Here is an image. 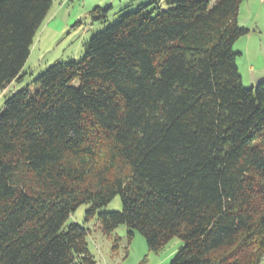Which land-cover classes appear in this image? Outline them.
Wrapping results in <instances>:
<instances>
[{"label":"trees","instance_id":"1","mask_svg":"<svg viewBox=\"0 0 264 264\" xmlns=\"http://www.w3.org/2000/svg\"><path fill=\"white\" fill-rule=\"evenodd\" d=\"M130 0L0 110V264H96L124 225L169 264H261L264 78L245 87L233 46L244 0ZM51 0H0V90L23 78ZM90 16L106 21L111 5ZM135 9L132 10V9ZM115 196L121 210L99 212Z\"/></svg>","mask_w":264,"mask_h":264},{"label":"rangeland","instance_id":"2","mask_svg":"<svg viewBox=\"0 0 264 264\" xmlns=\"http://www.w3.org/2000/svg\"><path fill=\"white\" fill-rule=\"evenodd\" d=\"M51 8L45 17L31 44L30 54L23 66V78L9 84L4 90H0V110L4 100L13 92L23 88L33 78L42 73L48 66L57 61L79 60L83 53L86 42L97 32L104 30L112 24L118 16V11L126 5L118 0L108 11L106 21L94 20L90 13L96 6L105 7L109 0H51ZM244 0L241 5L245 3ZM129 4V2H128ZM240 5V9H241ZM132 10L135 11L133 8ZM247 10L241 11L240 25L244 26L251 19ZM264 23V20H262ZM244 24V25H243ZM250 33L236 41L233 46L235 52H239L237 66L242 73V84L250 87L247 83L249 78L257 75L264 76V56L259 49V40L262 37L264 49V25L262 33L256 31V27L250 28ZM246 46V39H248ZM254 67V72H249V67ZM240 73V74H241ZM264 78V77H262ZM259 81V80H258ZM257 81V82H258ZM256 82V83H257ZM256 85V84H255ZM120 197L115 196L99 212H117L121 210ZM89 204H82L70 213L65 226L77 223L89 230L87 244L90 254L96 260V264H169L172 256L178 250L182 242L173 238L158 252L147 250L143 236L133 231V236L128 238V230L124 225H119L110 234L105 235L101 231L98 216L95 215L85 220V211ZM167 257V259H165ZM264 264V258L261 262Z\"/></svg>","mask_w":264,"mask_h":264},{"label":"crops","instance_id":"3","mask_svg":"<svg viewBox=\"0 0 264 264\" xmlns=\"http://www.w3.org/2000/svg\"><path fill=\"white\" fill-rule=\"evenodd\" d=\"M109 1H111V3H107V4L112 6L114 4V0H109ZM115 1H117V0H115ZM118 1L120 3L122 2L123 3L122 5H126V4H128V2L130 0H118ZM147 1H149V0H136L135 3H142V2H147ZM159 3L161 4L162 0H160ZM246 9H248L247 10V14H248L249 18L251 19V21L247 22L245 25H247L249 27L251 26L250 28L255 26L256 27V31L259 29L258 32L261 35V33H262L261 27H263V25H264V23H262V20H264V1H262V0H246L245 3L243 4V6L241 5V9L239 11V16H238V23H240L239 17L241 15V11H245ZM249 38L250 37H248V39H246V46H248L247 42H248ZM258 45H259V49L263 50V51H261V54H262V56H264V49H263V45H262V37H260ZM254 70H255L254 67H252V66L249 67V72L253 73ZM239 72H240V70H239ZM262 77H264V76H258V74L254 75V76L249 78L247 83H251L250 85H254V84H256V82L258 80L262 79ZM241 78H242V81H243L242 73H241ZM165 259H167V257ZM95 262H96V260H95Z\"/></svg>","mask_w":264,"mask_h":264},{"label":"built area","instance_id":"4","mask_svg":"<svg viewBox=\"0 0 264 264\" xmlns=\"http://www.w3.org/2000/svg\"><path fill=\"white\" fill-rule=\"evenodd\" d=\"M262 1H264V0H262Z\"/></svg>","mask_w":264,"mask_h":264}]
</instances>
